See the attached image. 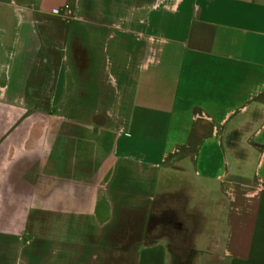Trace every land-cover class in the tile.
<instances>
[{
    "label": "crops",
    "instance_id": "0c3cea01",
    "mask_svg": "<svg viewBox=\"0 0 264 264\" xmlns=\"http://www.w3.org/2000/svg\"><path fill=\"white\" fill-rule=\"evenodd\" d=\"M16 1L0 0V264L33 253L26 197L8 185L31 182L30 167L37 181L44 162L74 172L59 211L77 227L120 178L130 210L180 203L185 220L151 229L137 264H169L175 236L196 264H264V0H110L129 14ZM109 130L141 155L126 139L121 158L115 143L105 155ZM40 243L78 252L53 234Z\"/></svg>",
    "mask_w": 264,
    "mask_h": 264
},
{
    "label": "rangeland",
    "instance_id": "374dc122",
    "mask_svg": "<svg viewBox=\"0 0 264 264\" xmlns=\"http://www.w3.org/2000/svg\"><path fill=\"white\" fill-rule=\"evenodd\" d=\"M72 1V7L71 5L67 6L68 10H73L74 5L77 6V3ZM81 5L95 3V9L96 10H114L120 9L124 10V13H130L135 11V6L131 4H126L122 6L119 4V2L115 1L112 2L110 0H79ZM18 4H21V0H17ZM119 5V6H118ZM89 9V8H88ZM115 9V10H116ZM128 13V14H129ZM104 21L107 22L106 24H111L112 22L115 24H119L122 26V21L119 20V18L116 19H108L104 18ZM125 26V25H123ZM118 101V99H117ZM109 119L112 117L111 114H105ZM70 120H73L72 118H78L75 115L69 114L66 115ZM74 119V120H75ZM53 128L48 132L52 134L55 132ZM123 132V131H122ZM49 134V135H50ZM106 135V134H105ZM108 135V136H107ZM104 138V147L102 148L103 153L105 155H109L110 150L114 148L115 143V149L118 150L119 155L117 158L122 157L123 152V140H129L130 143V155L138 156L141 155L139 152V149H141V146L139 147L138 144H136L131 138L128 136H132L128 133V131H124L122 133V138L120 141H114V133L109 130ZM112 137V139H111ZM127 137V138H126ZM155 153H158V147L155 148ZM69 154H71V150L69 151ZM73 154V152H72ZM117 155V154H116ZM69 156V155H68ZM70 159V158H69ZM69 159H67V163H69ZM46 164V169L40 173L39 179L36 181V178H34V174L36 173L32 167H30L29 170V176L31 177V182L26 181V184L23 185V183L18 181V174H16L9 182L8 190L17 192V194L25 196L26 200L24 203L27 205L28 209V216H27V223L25 225V232L24 235L29 237V243L26 244L28 247L29 252H35L36 254L30 253L24 256L22 255H14V257H10L8 262L9 264H60L62 261L65 262V264H100L101 260L103 259V255L105 254V237L103 236L104 233L102 231L103 222L107 218H113L111 216V209H113V206L119 205L120 198H124V188L123 185H121L120 181L121 178L118 179L115 182L114 186H109L104 192L98 193L96 206H95V212L93 215L91 210H87V213L83 216V220L87 223V227L83 226H75L74 220H71L70 215L67 216L64 220L63 213L59 211L60 205L65 202L67 199L64 198L63 192L66 189L65 187H70L73 184L75 185L76 177L73 174L74 172L70 170L69 165L67 167L66 172L63 171L62 173L59 172L58 169L54 170L52 167H48V162H44ZM38 173V172H37ZM121 174V173H120ZM29 177V178H30ZM160 180V179H159ZM29 182V183H28ZM33 182V183H32ZM149 192L151 191L152 197L157 199L156 194L160 188L156 190L154 187H151V183L148 182ZM116 192V193H115ZM119 192V194L117 193ZM121 196V197H120ZM151 203V202H150ZM152 206L159 207L160 209H163L161 207L163 204L159 202H152ZM168 212L170 213V219H174L175 217L178 220H185L184 213L182 211V207L180 203H172L169 205ZM167 212V211H165ZM117 214V212H115ZM134 214V213H133ZM135 215V214H134ZM167 215V214H166ZM131 218H134L132 214H129ZM70 218V219H69ZM126 219V218H125ZM50 221L53 223V225L50 226L49 222L48 225H44L45 222ZM61 221L65 222V225H61ZM116 220L113 221V223ZM165 221V220H164ZM171 221V220H169ZM169 221H165V224ZM134 221H129L126 219H122L121 223H119V226H117L118 229H123L122 231L128 230L129 227L133 228L135 230ZM117 224V222H116ZM142 227L145 225L143 221L141 222ZM141 224L139 226H141ZM134 226V227H133ZM111 227V226H110ZM109 227V228H110ZM114 228V227H112ZM169 227L165 226V228L161 229V232L167 233ZM81 234H77L79 231ZM77 231V232H76ZM76 232V233H75ZM144 232V230H142ZM160 232V230L158 231ZM52 234L56 237L58 241H63V247L67 250L74 251V248L78 250V252H67L64 251L62 248H52L51 244L43 247L41 251H38L37 248L41 247L42 245L40 241L42 242L43 239H46L48 237H52ZM142 236L140 237V239ZM139 239V240H140ZM146 245L151 244L150 242L144 243ZM169 250V264H174L172 259L173 255H177V257L181 258L182 264H196V257H194V252H187L186 257L179 256L178 252L173 248L174 243L166 242ZM18 250L15 251V253H18V251L24 250L22 248L21 244H18ZM50 250V251H49ZM143 246H139L137 250V254L142 255ZM14 253V254H15ZM24 254V253H23ZM80 254L82 256H80ZM139 258V257H138ZM52 259V260H50ZM52 261V262H49ZM192 260V261H191ZM27 263V264H28Z\"/></svg>",
    "mask_w": 264,
    "mask_h": 264
},
{
    "label": "flooded vegetation",
    "instance_id": "af4514ba",
    "mask_svg": "<svg viewBox=\"0 0 264 264\" xmlns=\"http://www.w3.org/2000/svg\"><path fill=\"white\" fill-rule=\"evenodd\" d=\"M150 204L151 203H149L148 207L134 208V210L128 209L123 205V203L119 204L118 208L116 209L117 214H115L114 219L116 221L113 223V225H111L105 235V254L103 255V259L101 260L100 264H137L138 247L144 244V242H141V240L145 237V235H147V233H150L151 229L157 228L155 230L159 231L167 226L169 227L168 230L170 232L173 230V224L177 218L175 217L174 219H170V213L168 212V209H160V206L154 207L152 204ZM129 214H132L134 218H131ZM125 218L129 221H134L133 224L134 226L136 225L135 230H133L131 227H129L126 231H122V228H117L122 219L126 221ZM164 220L166 222L169 220L171 221L165 224ZM142 221L145 224L143 227L141 224ZM138 224H141V226ZM142 230H144V232H142ZM141 236L142 238L140 239ZM175 238L176 241H172L174 243L173 246L175 249L178 251L180 249V251H184V247L187 245V242L181 241L177 236H175ZM183 245L185 246L183 247Z\"/></svg>",
    "mask_w": 264,
    "mask_h": 264
},
{
    "label": "trees",
    "instance_id": "16d2710c",
    "mask_svg": "<svg viewBox=\"0 0 264 264\" xmlns=\"http://www.w3.org/2000/svg\"><path fill=\"white\" fill-rule=\"evenodd\" d=\"M151 244H153V243H151ZM171 246H173V245H171ZM173 248L175 249V247L173 246ZM176 250V249H175ZM193 252L194 251H192V254H193ZM172 261H173V263L174 264H182L181 263V258H179V257H177V255H173V259H172ZM192 261V260H191ZM188 264H190L189 262H188Z\"/></svg>",
    "mask_w": 264,
    "mask_h": 264
},
{
    "label": "built area",
    "instance_id": "2783aa9c",
    "mask_svg": "<svg viewBox=\"0 0 264 264\" xmlns=\"http://www.w3.org/2000/svg\"><path fill=\"white\" fill-rule=\"evenodd\" d=\"M149 57H150V59H151L152 57H154V54H153V53H152V54H150V55H149Z\"/></svg>",
    "mask_w": 264,
    "mask_h": 264
}]
</instances>
